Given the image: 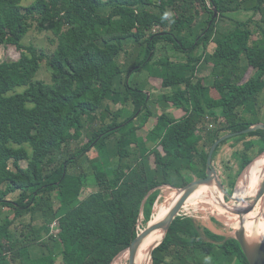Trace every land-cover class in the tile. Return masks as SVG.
I'll return each instance as SVG.
<instances>
[{"label":"trees","instance_id":"1","mask_svg":"<svg viewBox=\"0 0 264 264\" xmlns=\"http://www.w3.org/2000/svg\"><path fill=\"white\" fill-rule=\"evenodd\" d=\"M32 21L64 28L50 54L22 43ZM146 32L126 71L147 66L157 89L132 85L118 61L123 41ZM0 45L20 51L0 61V208H11L0 218V264H110L138 233L150 189L203 175L216 138L264 121V0H0ZM43 62L50 79L34 83ZM230 139L242 145L235 169L222 163L232 194L264 152V131ZM204 185L216 207L226 203L217 180ZM160 192L146 198L142 228ZM152 264L248 262L233 236L178 215Z\"/></svg>","mask_w":264,"mask_h":264},{"label":"rangeland","instance_id":"2","mask_svg":"<svg viewBox=\"0 0 264 264\" xmlns=\"http://www.w3.org/2000/svg\"><path fill=\"white\" fill-rule=\"evenodd\" d=\"M26 3H28V1H24V4H26ZM226 22H228V24ZM230 23H231V20H228V19L225 20V23H223V28L225 30H227L230 27H232V25ZM63 29L64 28L60 25H57L53 29L39 28L37 23L35 21H32L27 34L24 36V38L22 40L23 41L22 43L26 47L33 46L38 51L43 50V51H45V53L50 54L51 51L57 45V42H58L57 33H60L61 31H63ZM147 34H148V32H146L144 34V36H141V38H139V39L132 38L130 40L123 41L125 51L122 52L121 54H119L118 61L120 62L121 67L126 72V75H129L128 81L132 85L138 86L140 88H142V87L147 88L151 85L154 89H157V88H160L161 79L159 78L158 74L153 73L154 75L151 76L149 70L147 69V66L142 67L136 71L133 70L130 74L126 71L127 69L130 70V68L132 67V63L134 62L135 56L137 55L136 53L139 49V42ZM182 43H184V41H182ZM223 49H232V48L229 45L220 46L218 44V45L214 46V44H212V43H210L209 47H208V50L211 52L212 51H223ZM26 52H28V51L26 50ZM19 54H20V51L17 50L12 45H10V46L9 45H0V61L17 59L19 57ZM151 63L158 65L160 63V61L158 58H154L151 61ZM208 73L209 72H207V70H206L205 72L200 73V75L206 77V76H208ZM49 79H50V70L47 68V66L43 62L41 65V68L36 72V74L33 78V82L34 83L47 82V81H49ZM23 88L24 87H17L16 90L21 91ZM210 93L212 96L218 95L217 91L213 87L210 88ZM116 106L119 107L120 104H118ZM248 106H249V108L251 107L250 104H248ZM113 107H115V106H113ZM151 108H152V106H151ZM153 109L157 110V105L153 106ZM174 109H178V111L175 112L176 116L177 115L181 116L184 112L181 108H174ZM168 111L171 113L170 109H168ZM158 112H160V109L158 110ZM155 123H156V118L151 117L148 120L146 127H151ZM224 141L225 142L222 145H227V143L233 142V140L230 138H228ZM234 144H236L237 146L241 145L238 143H234ZM236 145L234 147L235 151H233V153H231V151H229V153H231V154L229 155L228 159H226L227 161H225L227 164L232 166L233 169L236 168L237 158H238V153H237L238 151L236 150V148H237ZM92 153L93 152L91 151V154ZM263 154L264 153L262 152V153H259L257 155H256V153H254L252 155L253 159L250 162V164L245 169H243L242 172L236 177L235 186L233 188L232 195H234V193L236 192V190L238 188L242 187V185L243 186L245 185V183H246L245 173H246L248 167L252 164V162L254 160L259 158ZM215 161H216L217 174L222 175V176H223V174L225 175V173H222L223 172L222 161L219 160L218 154L215 155ZM20 165L24 167L26 165V162L21 161ZM185 176H187L189 178V180H192L194 178V176H192L190 173H187V172H185ZM224 184H225V189H226L225 181H224ZM164 186H166V187H164ZM256 187L259 190L260 182L256 185ZM159 188L161 189V192L158 195V196H160L158 203L162 202L165 199V196H167L169 192H171L173 190H175V192H176V189H172L170 187H167V185H162ZM197 191L201 195L193 197L189 201H187V208H185V210L187 211V215L193 217L200 224L207 225L208 227H210L215 232L221 233V234L226 235V236H230V235L233 236L234 231L238 227L237 226L238 225L237 224V218L235 217L236 214H233L232 212L227 210L226 207L235 208V205H234L235 203H232V202L226 200L225 205H223L222 207L216 208L215 202H214V199L216 198L215 191L211 190V191L206 192V188H205L204 183L200 184L197 187ZM16 195H17V193H12L9 195V197H15ZM261 206H262V204H261ZM259 208H258V204H257L258 211H260ZM10 211H11V208L7 207V206L0 208V218L3 217L5 215V213L10 212ZM228 211H229V213H228ZM58 213H61V212H58ZM212 218L218 220V223H214L212 221ZM141 219H142V217H141ZM263 220H264V216H263ZM140 228L142 229L141 225H140ZM59 261L60 260L58 259L56 263L61 264ZM149 263L150 262L146 260L140 264H149ZM117 264H119V263H117ZM122 264H127V261L124 260L122 262Z\"/></svg>","mask_w":264,"mask_h":264},{"label":"water","instance_id":"3","mask_svg":"<svg viewBox=\"0 0 264 264\" xmlns=\"http://www.w3.org/2000/svg\"><path fill=\"white\" fill-rule=\"evenodd\" d=\"M216 15H217V11L214 10L213 16H216ZM263 131H264V121H257L255 123L249 124L248 126L244 128L226 132L220 135L218 138H216L208 150L205 173L198 177L195 176L192 180L188 181L186 184H184L181 187H175V186H171L167 184L169 187L176 189V191L179 192V196L175 204L173 205V207L170 209V211L164 218L154 223H149L150 221L149 219L145 227H143L140 231H138L136 236L131 240L130 244L126 248L121 250L115 257L121 255L124 252H127V264H134V255H135L136 249L139 243L141 242L142 238L148 233H150L152 230L161 228L163 230V235L161 239L156 241L150 247V263L149 264H152L153 249L162 242L173 219L179 215L183 204L186 202L188 197L193 193V191L200 184H203L205 182H209L212 180H217L219 184V188L221 192L223 193V195L227 198L228 201L233 202V200H231L232 194H229L227 190L225 189V184H224L222 176L217 174L214 152L218 144H220L222 141L228 138H232L234 136L249 133V132H263ZM156 188H159V187H154L150 189L148 193L142 199V202L140 205V214H139L138 223H140V219L142 217V209H143V205H144L146 198ZM260 201L262 202V206L264 209V179L254 199L251 202H248L245 207H241L239 209H234V208L230 209L229 207H226V208L233 214H236L239 218V221L242 222L243 214L253 209L254 206ZM233 237L238 241L248 264H264V240H261V241H258L256 239H253L251 241L247 240L245 237L242 225L238 226V228L234 231Z\"/></svg>","mask_w":264,"mask_h":264},{"label":"bare ground","instance_id":"4","mask_svg":"<svg viewBox=\"0 0 264 264\" xmlns=\"http://www.w3.org/2000/svg\"><path fill=\"white\" fill-rule=\"evenodd\" d=\"M245 177H246L245 185L244 186L242 185V187L238 188L234 193V195L231 196V200H233V202L235 203L234 209L245 207L246 204L248 202H251L256 196L258 192L256 185L260 182V186H261L264 179V154L252 162V164L248 167L245 173ZM178 196H179V192L178 191L175 192V190H173L169 192L167 196H165V199L162 202L159 203L157 202L149 223H154L164 218L175 204ZM196 196L197 195L191 194L186 201H189L191 198ZM164 201H166V203H163ZM257 204H258V208L260 207L259 208L260 211H258L257 209ZM257 204L254 206L253 209L243 214L242 222H240L238 216L235 215V217L237 218V224H238L237 226L242 225L245 237L249 241L253 239H256L258 241L264 240V220H263L264 209L263 206H261L262 204L261 201ZM223 205H220L218 207H222ZM162 235H163V230L161 228H157L152 230L150 233H148L142 238L134 255V264H140L146 261L148 258L150 259V247L156 241L160 240ZM124 260L127 261V252H124L121 255L117 256L113 264H117V263L122 264Z\"/></svg>","mask_w":264,"mask_h":264},{"label":"crops","instance_id":"5","mask_svg":"<svg viewBox=\"0 0 264 264\" xmlns=\"http://www.w3.org/2000/svg\"><path fill=\"white\" fill-rule=\"evenodd\" d=\"M207 70V72H209V69H206ZM206 70H203L201 73H203V72H205ZM208 76H209V74H208ZM207 76V77H208ZM262 94H263V96H264V90L262 91ZM215 97V96H214ZM170 111H171V114L173 115V117H175V118H177V117H180V115H175V112L176 111H178V109H174V108H170ZM238 144H241V143H238ZM235 145L236 144H234L233 142H229V143H227V145H221L220 146V148H219V150H218V152L216 153V154H218V157H219V160L220 161H222V163H224L225 161H227L226 159H228V157H229V155L231 154V153H233V151H235ZM241 146L242 145H240V146H237L236 145V150L238 151L239 149H241ZM229 151H231V153H229ZM238 153V152H237ZM229 161V160H228ZM159 197V196H158ZM158 199V198H157ZM156 202V201H155ZM155 202H154V204H153V206H152V210H151V213H150V216H151V214L154 212V205H155ZM8 213V212H7ZM6 214V213H5ZM1 218H4V219H10L11 218V215L8 217V218H6L5 217V215L3 216V217H1Z\"/></svg>","mask_w":264,"mask_h":264},{"label":"built area","instance_id":"6","mask_svg":"<svg viewBox=\"0 0 264 264\" xmlns=\"http://www.w3.org/2000/svg\"><path fill=\"white\" fill-rule=\"evenodd\" d=\"M164 185H165V184H164ZM167 186H168V185H167ZM157 202H158V199L156 200L155 205H156ZM155 205H154V208H155ZM185 208H187V201H186V202L183 204V206L181 207V210H180L179 215H187V211L185 210ZM152 215H153V213L151 214V217H152ZM187 216H189V215H187ZM151 217H150V219H151ZM140 222H141V220H140ZM139 224H140V223L137 224V228H136V229H137V232L141 230ZM58 231H59V228L57 227V223H56V221H53L52 223H50V233L56 235V234L58 233ZM116 258H117V257H115V258L111 261L110 264H113V262L115 261Z\"/></svg>","mask_w":264,"mask_h":264},{"label":"flooded vegetation","instance_id":"7","mask_svg":"<svg viewBox=\"0 0 264 264\" xmlns=\"http://www.w3.org/2000/svg\"><path fill=\"white\" fill-rule=\"evenodd\" d=\"M163 203H166V201H164Z\"/></svg>","mask_w":264,"mask_h":264}]
</instances>
